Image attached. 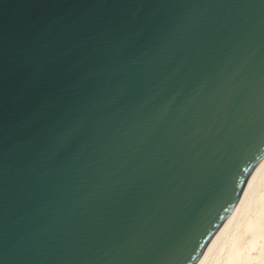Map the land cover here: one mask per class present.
Here are the masks:
<instances>
[{
  "label": "water",
  "instance_id": "1",
  "mask_svg": "<svg viewBox=\"0 0 264 264\" xmlns=\"http://www.w3.org/2000/svg\"><path fill=\"white\" fill-rule=\"evenodd\" d=\"M264 157V0H0V264H197Z\"/></svg>",
  "mask_w": 264,
  "mask_h": 264
},
{
  "label": "bare ground",
  "instance_id": "2",
  "mask_svg": "<svg viewBox=\"0 0 264 264\" xmlns=\"http://www.w3.org/2000/svg\"><path fill=\"white\" fill-rule=\"evenodd\" d=\"M264 157L237 206L200 258L204 264H264Z\"/></svg>",
  "mask_w": 264,
  "mask_h": 264
},
{
  "label": "snow or ice",
  "instance_id": "3",
  "mask_svg": "<svg viewBox=\"0 0 264 264\" xmlns=\"http://www.w3.org/2000/svg\"><path fill=\"white\" fill-rule=\"evenodd\" d=\"M261 168L264 169V165H261ZM200 264H204V260H201Z\"/></svg>",
  "mask_w": 264,
  "mask_h": 264
}]
</instances>
